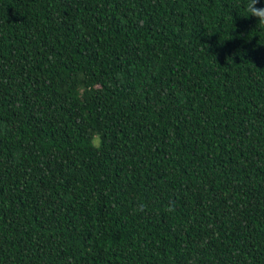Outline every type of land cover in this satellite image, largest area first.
<instances>
[{"label": "trees", "instance_id": "trees-1", "mask_svg": "<svg viewBox=\"0 0 264 264\" xmlns=\"http://www.w3.org/2000/svg\"><path fill=\"white\" fill-rule=\"evenodd\" d=\"M240 4L0 0V264H264V28Z\"/></svg>", "mask_w": 264, "mask_h": 264}, {"label": "clouds", "instance_id": "clouds-1", "mask_svg": "<svg viewBox=\"0 0 264 264\" xmlns=\"http://www.w3.org/2000/svg\"><path fill=\"white\" fill-rule=\"evenodd\" d=\"M243 7V12L240 16L244 18L254 17L257 21L256 26L264 28V6H260V0H241V4L238 6ZM230 39V38H229ZM89 145L96 149L101 150L103 147V137L99 132H93L88 140ZM166 211H174V207L169 205Z\"/></svg>", "mask_w": 264, "mask_h": 264}]
</instances>
